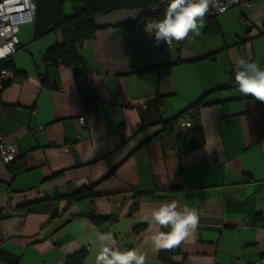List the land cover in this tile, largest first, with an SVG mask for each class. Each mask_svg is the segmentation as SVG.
<instances>
[{
    "label": "crops",
    "instance_id": "0c3cea01",
    "mask_svg": "<svg viewBox=\"0 0 264 264\" xmlns=\"http://www.w3.org/2000/svg\"><path fill=\"white\" fill-rule=\"evenodd\" d=\"M246 1L159 52L144 26L124 25L152 7L100 13L71 66L46 57L60 30L35 38L34 21L20 24L0 89V131L17 157L0 159V264H66L80 250L92 264L97 231L143 252L145 264H264V101L233 83L236 59L264 64V0ZM81 7L66 1L63 13ZM88 85L94 97L80 93ZM200 99L190 127L166 125ZM192 127L203 142L179 155L176 137ZM82 188L91 195L67 198ZM173 199L195 208L199 224L156 251L150 237L167 229L149 222L151 210Z\"/></svg>",
    "mask_w": 264,
    "mask_h": 264
},
{
    "label": "clouds",
    "instance_id": "9594fccd",
    "mask_svg": "<svg viewBox=\"0 0 264 264\" xmlns=\"http://www.w3.org/2000/svg\"><path fill=\"white\" fill-rule=\"evenodd\" d=\"M161 3L165 4L163 15L145 23L144 31L155 43L166 44L182 40L190 33L198 35L214 0H161ZM233 83L241 95L247 97L250 94L252 98L264 101V64L246 57L236 59ZM144 219L149 221L148 217ZM149 222L167 229L156 231L150 237L152 247L159 251L179 245L193 233L198 227L199 215L195 208L173 199L153 208ZM92 242L98 245L92 264H145L143 252L118 246L110 232L97 231Z\"/></svg>",
    "mask_w": 264,
    "mask_h": 264
},
{
    "label": "trees",
    "instance_id": "16d2710c",
    "mask_svg": "<svg viewBox=\"0 0 264 264\" xmlns=\"http://www.w3.org/2000/svg\"><path fill=\"white\" fill-rule=\"evenodd\" d=\"M66 1H79L82 3V7L70 15H65L63 13V4ZM33 2L35 6L34 37H41L53 30H60L62 33V43L56 44L47 50V59L52 64L61 62L64 65L71 66L81 63L80 45L96 30V26L94 24V17L96 15L113 9L148 6L152 7L156 0H33ZM164 9L165 4H161L157 10L142 14L134 21L127 22L124 25L130 27L144 26L147 20L161 17L164 13ZM153 43L156 52H159L166 46V44L163 42L159 44L155 43L154 38ZM11 67L12 61L10 57L0 61V69ZM43 81L46 82L45 80ZM86 92L92 94L93 97L95 96V89L91 85L80 88V93L85 94ZM203 105V99L198 100L186 108L183 112L179 113L175 118L167 121L166 125L172 128L178 116L187 113H197L198 109ZM202 142V131L199 127H192L185 134H180L176 137L177 153L179 155H184L190 150L199 146ZM16 159L17 157L14 160ZM13 161L7 164L11 165ZM23 169V162H20V164L16 166L15 170L13 169V172L17 173ZM89 195H91L90 191L82 188L76 190L71 195H68L67 198L70 200H77ZM142 196L144 195H136L137 201ZM133 208H137V202ZM85 255V250H80L77 253L69 256L67 258L66 264H83ZM159 257L162 260H167L170 257V253L162 251L159 253Z\"/></svg>",
    "mask_w": 264,
    "mask_h": 264
},
{
    "label": "built area",
    "instance_id": "2783aa9c",
    "mask_svg": "<svg viewBox=\"0 0 264 264\" xmlns=\"http://www.w3.org/2000/svg\"><path fill=\"white\" fill-rule=\"evenodd\" d=\"M164 3L161 0H156L152 6L153 10ZM248 4L246 0H214V5H210L209 11L205 14V18L214 17L223 13L230 7L237 5ZM34 2L33 0H0V61L10 57L16 50L19 44L18 31L19 26L25 22L34 21ZM222 9V10H221ZM154 20V19H151ZM147 20L145 23L151 21ZM12 75L10 68L0 69V89ZM79 124L84 125L85 118H78ZM176 125L181 128L191 126V120L187 114L178 116ZM43 125H38L32 129V132L43 129ZM16 158L13 144L5 141L0 131V159L4 163H10ZM9 214L6 212L5 215Z\"/></svg>",
    "mask_w": 264,
    "mask_h": 264
}]
</instances>
